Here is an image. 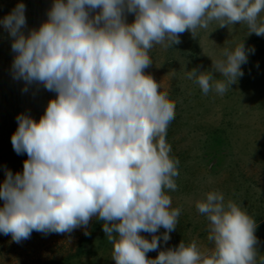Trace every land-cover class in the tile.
<instances>
[{
  "label": "clouds",
  "instance_id": "9594fccd",
  "mask_svg": "<svg viewBox=\"0 0 264 264\" xmlns=\"http://www.w3.org/2000/svg\"><path fill=\"white\" fill-rule=\"evenodd\" d=\"M25 12L19 2L0 19L12 38V77L24 92L42 86L55 97L39 120L16 117L11 144L27 159L22 172L5 169L0 234L21 243L34 231L70 234L96 219L115 264H258L256 220L219 190L195 202L209 222V253L181 241L147 256L170 240L181 208L167 194L178 187L179 160L166 142L176 101L145 70L155 45H178L185 32L196 38L213 22L264 36V0H52L47 19L27 33ZM248 54L242 41L211 70L185 76L204 95H223L244 75Z\"/></svg>",
  "mask_w": 264,
  "mask_h": 264
},
{
  "label": "rangeland",
  "instance_id": "374dc122",
  "mask_svg": "<svg viewBox=\"0 0 264 264\" xmlns=\"http://www.w3.org/2000/svg\"><path fill=\"white\" fill-rule=\"evenodd\" d=\"M19 2L26 5V33L47 19L52 4V0H0V19ZM127 20L131 23L134 16L129 14ZM247 34L244 24L220 28L213 22L208 29L198 30L196 38L185 32L180 44L170 48L155 45L150 51L153 64L145 72L176 101L166 142L172 149L170 155L179 160L178 187L167 194L172 207L181 208V213L170 240L164 243L161 239L160 248L147 253L149 258H155L160 250L175 248L181 241L186 245L196 241L206 254L213 249L207 239L209 222L195 207L196 200L210 190H219L226 199L242 202L257 222L258 264L264 258V36ZM242 41L249 50L248 61L241 66L244 75L225 94L204 95L197 84L186 78L185 70H211L212 60L219 58L225 48H234ZM11 42L0 25V73L6 76L12 73L15 55ZM54 97L55 93L48 92L45 103L34 109L36 120ZM11 171L17 172L15 162ZM4 178L1 174L0 183ZM86 230L89 235L84 234ZM163 232L161 228L157 234L162 238ZM141 234L151 240L150 234ZM111 251L102 222L96 219L87 229L70 234L34 231L21 243L14 242L10 234H0V264H115Z\"/></svg>",
  "mask_w": 264,
  "mask_h": 264
},
{
  "label": "trees",
  "instance_id": "16d2710c",
  "mask_svg": "<svg viewBox=\"0 0 264 264\" xmlns=\"http://www.w3.org/2000/svg\"><path fill=\"white\" fill-rule=\"evenodd\" d=\"M24 87L25 83L14 80L12 73L8 76L0 73V175H5V169L12 170L14 162L16 171L22 172L27 155H17L11 144V136L18 127L16 117L28 114L35 119L34 109L43 105L48 96L42 86L39 90L35 85L28 86L27 92Z\"/></svg>",
  "mask_w": 264,
  "mask_h": 264
}]
</instances>
